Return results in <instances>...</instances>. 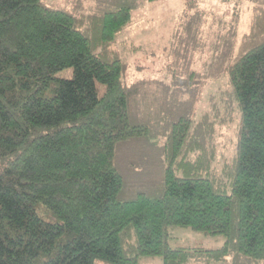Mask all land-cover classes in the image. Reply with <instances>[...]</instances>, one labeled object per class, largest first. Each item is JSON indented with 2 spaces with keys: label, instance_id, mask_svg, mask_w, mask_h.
I'll return each mask as SVG.
<instances>
[{
  "label": "trees",
  "instance_id": "16d2710c",
  "mask_svg": "<svg viewBox=\"0 0 264 264\" xmlns=\"http://www.w3.org/2000/svg\"><path fill=\"white\" fill-rule=\"evenodd\" d=\"M255 3L235 4L252 7L235 52L198 94L190 67L183 114L156 140L159 121L139 116L150 112L113 49L132 6L76 15L0 0V264H264V0ZM190 17L201 29L197 12L181 23ZM135 143L163 159L159 183L127 187L120 154ZM173 227L226 240L173 247Z\"/></svg>",
  "mask_w": 264,
  "mask_h": 264
},
{
  "label": "rangeland",
  "instance_id": "374dc122",
  "mask_svg": "<svg viewBox=\"0 0 264 264\" xmlns=\"http://www.w3.org/2000/svg\"><path fill=\"white\" fill-rule=\"evenodd\" d=\"M241 1L263 3V0ZM241 1L238 2L242 3ZM45 2L52 4L50 6L56 5L72 11L76 15L102 13L125 4L132 6V21L118 37L113 49L125 58L127 69L124 80L129 85L137 84L135 91L138 109L140 105H144V108L141 107L142 110L150 112L145 116H139L145 117L143 120H146V123L147 120L159 121L153 125L154 128L151 131L156 140H163V130H167L169 125L183 114L182 110L187 105L185 102L189 96L185 94V82L190 76V67H199V70L197 77L193 80L194 84L186 85L188 89L192 87L198 94L204 83H210L211 87L213 80L210 79L211 81L208 82L207 80L220 70V67H224V61L221 59L223 53H226L232 45L234 46L232 54L235 52L239 16L242 23L241 33L247 31L252 12V7L249 10L247 7L243 13L241 7L238 11L235 10L234 6L238 4L236 0H158L155 2L148 0H45ZM188 2L189 6L186 5ZM222 2L224 3L221 4ZM196 12L202 15L201 29L198 24L199 19L196 20L195 17L192 22L190 17L181 23L186 14L193 17ZM179 29L183 32L178 33ZM210 41L214 45L212 49L215 54L207 51V42ZM199 47L205 48L199 50ZM59 74L68 76L66 71ZM174 75H176L175 78ZM177 75L179 79H176ZM202 79L204 82L198 81ZM202 92L204 97L208 93L205 89ZM139 95H141V101H139ZM155 104L157 109L154 112L150 111L149 107ZM133 107H135L134 103ZM146 147L145 144L135 143L121 150L123 153L120 154L119 163L122 174L127 180V187H137L135 183L153 185L162 180L165 163L161 156H158V152L153 153L154 149L151 146ZM170 235V243L173 247L217 249L221 248L226 240L223 235L211 236L182 227L170 228ZM140 264H163V259L161 256L144 258Z\"/></svg>",
  "mask_w": 264,
  "mask_h": 264
}]
</instances>
